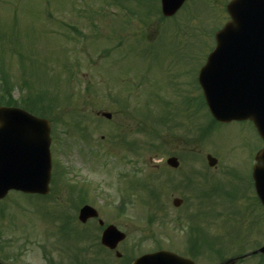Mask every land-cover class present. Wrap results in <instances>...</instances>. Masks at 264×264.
Wrapping results in <instances>:
<instances>
[{
	"label": "rangeland",
	"instance_id": "374dc122",
	"mask_svg": "<svg viewBox=\"0 0 264 264\" xmlns=\"http://www.w3.org/2000/svg\"><path fill=\"white\" fill-rule=\"evenodd\" d=\"M118 1L124 11L140 14L126 15L116 0H0V83L4 79L17 100L29 92H40L44 104L51 101L52 105L43 106L48 109L38 111L46 113L53 125L52 174L56 180L52 186L60 188V195L51 192L42 200L10 192L0 201L3 263L69 262L70 254L81 244L78 238L83 229L96 225L74 222L78 238H60L57 218L43 213L56 214L68 206L66 215L76 219L75 211L69 208V195L77 200L81 194L98 210L100 219L123 227L131 246L147 229L143 221L149 207L142 184L167 183L164 178L158 181L152 177L166 172L176 182L188 170L207 171L208 185L212 180L211 186L222 190L219 201L204 206L209 211L217 210V204H234V193L243 187L237 182L239 188H226L224 180L228 178L221 171L227 161L233 178L247 176L250 157L260 147L252 128L246 122L217 125L218 133H212L209 141L199 140L206 114L195 115L194 109H184L181 103L186 96L198 103L199 92H190L189 85L213 45L211 34L218 27L215 22L225 20V2L190 0L176 16L162 21L149 14L155 0ZM144 2L149 3L148 8L143 7ZM123 24H129L127 29ZM34 82L39 92L31 88ZM38 82L43 83L41 88ZM102 112H109L111 119L103 118ZM154 128L159 140L153 138ZM133 141L137 152L130 149ZM189 151L190 158H184ZM206 154L217 159L214 167L207 166ZM170 156L181 162L177 171L165 165ZM165 187L161 199L166 205V221L187 209L189 196L195 199L200 195L193 190L183 196L179 189ZM126 195L135 204L126 206L121 221L114 217V206ZM174 198L184 201L180 209L171 205ZM232 222L229 228L218 227V222L209 224L211 249L198 264H216L264 244V219L246 216ZM173 231L167 227L169 236L157 233L164 246L177 241L171 238ZM149 232L154 234L152 228ZM175 234L182 238L184 230ZM43 246L49 252L46 259L40 249ZM53 247H62L66 253L56 254ZM212 248L224 257L219 258ZM149 250L151 244L146 243L141 249L130 250L128 258ZM260 259L253 256L238 264H264V257Z\"/></svg>",
	"mask_w": 264,
	"mask_h": 264
},
{
	"label": "water",
	"instance_id": "95a60500",
	"mask_svg": "<svg viewBox=\"0 0 264 264\" xmlns=\"http://www.w3.org/2000/svg\"><path fill=\"white\" fill-rule=\"evenodd\" d=\"M183 1L174 7L173 2L162 0L163 13L171 15ZM231 5L228 11L232 21L216 34L217 46L202 68L199 82L210 112L217 120L251 119L264 141V9L253 1L250 11L243 13L247 20L239 25ZM103 116L110 118L107 113ZM48 145L45 121L20 109L0 107V199L10 189L47 192ZM208 160L210 164L214 162L210 157ZM256 160L260 164L254 167L255 188L264 206V148ZM173 162L169 160L174 165ZM95 215L94 210L85 207L79 218L84 221ZM258 252L264 254V246ZM175 260L179 262L171 255H160L140 258L135 264H175ZM236 261L231 259L221 264Z\"/></svg>",
	"mask_w": 264,
	"mask_h": 264
},
{
	"label": "flooded vegetation",
	"instance_id": "af4514ba",
	"mask_svg": "<svg viewBox=\"0 0 264 264\" xmlns=\"http://www.w3.org/2000/svg\"><path fill=\"white\" fill-rule=\"evenodd\" d=\"M225 3H228L232 0H222ZM250 143H251V139ZM191 155H184V158H190ZM179 161V160H178ZM228 162L223 166V171L221 174L227 176L228 180L225 181L226 188L236 189L241 186L243 183V187H241V191L239 193H234L237 195L238 200H243V203L235 202L234 204L226 207L221 204H217L218 210V221L219 227L229 226L236 219L241 217H249V219H254L257 216L260 219H264V212L262 211L260 205L255 201L252 188L250 186L249 181V169L250 162L247 169L245 170L247 176H244L241 179L233 178L232 175L227 171L229 169ZM166 165V160H165ZM167 166V165H166ZM181 166V162L179 161V167L177 169H171V171H177ZM161 174H165L163 176L158 175L156 179L161 181L162 178L165 179V186H172L170 189L177 190L182 193L183 196L188 192L190 195L193 190L199 192V196L195 199L192 196H189V203L187 205V209L184 210L180 215L173 217L170 220L171 225L175 230H178V227H183L184 236L180 239L174 237L175 241L172 246L167 245L163 246L161 242L160 234V219L156 218L154 222V234L141 236L138 241H136L131 246L128 243L127 231L123 229V227H118L117 224L112 223L113 220L104 221L102 220V225L99 224V219H91L88 222H94L96 225L91 229H83L84 232L81 237L78 239L81 240V244H78L76 247V251L78 252L76 260L71 262H64L61 260L60 264H129L128 262V253L130 250L141 249L146 243L151 244V250L146 253H150L160 249H167L175 254L179 255L184 259H188L194 264H198L200 261L205 259L208 256L209 252V240H208V231H209V209L206 206L208 205V193H209V185H208V172L205 170H188L186 173H182L181 177L178 178V181L172 180V178L163 172ZM204 182L202 184L200 182ZM174 181V183H173ZM237 182L240 183V186L237 185ZM161 186V183H158ZM183 188V189H180ZM222 192V190H220ZM187 199V198H186ZM182 203L176 209H180L183 206L184 201L181 199ZM195 201V202H194ZM164 207V206H163ZM198 207V209H197ZM118 219L123 220L125 218V210L120 209L118 213L114 215ZM193 224V225H192ZM109 225H114L118 230L124 232L125 239L118 242L113 249H109L105 247L101 243V235L105 228ZM192 225V226H191ZM233 225V224H232ZM120 228V229H119ZM229 228V227H227ZM155 229H158V232H155ZM78 231V229H76ZM85 232H89V235H86ZM139 232V231H138ZM142 232V231H141ZM232 233V231H231ZM168 240L166 243L168 244Z\"/></svg>",
	"mask_w": 264,
	"mask_h": 264
},
{
	"label": "trees",
	"instance_id": "16d2710c",
	"mask_svg": "<svg viewBox=\"0 0 264 264\" xmlns=\"http://www.w3.org/2000/svg\"><path fill=\"white\" fill-rule=\"evenodd\" d=\"M2 81L3 84L0 83V105L13 106L16 102L11 95L10 87L4 79Z\"/></svg>",
	"mask_w": 264,
	"mask_h": 264
}]
</instances>
